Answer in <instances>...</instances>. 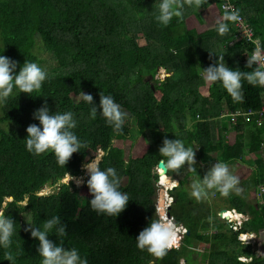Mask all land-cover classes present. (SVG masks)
I'll return each mask as SVG.
<instances>
[{"label": "trees", "instance_id": "1", "mask_svg": "<svg viewBox=\"0 0 264 264\" xmlns=\"http://www.w3.org/2000/svg\"><path fill=\"white\" fill-rule=\"evenodd\" d=\"M231 1L252 26L255 40L264 44V0ZM154 3L0 0V52L18 62L17 72L28 60L49 73L38 93L13 95L0 106V209L16 223L12 245L0 248V264H40L39 241L25 229L29 224L42 228L56 215L66 235L59 238L50 232L48 238L77 248L88 264H180L181 260L198 264V254L206 264H264V237L257 234L264 230V196L257 206L231 197L225 209L249 217L236 232L209 202L219 192H209L201 201L190 194L191 184L217 158L232 162L243 157V150L253 153L262 148L264 125L257 124L256 115L244 114L261 109L264 89L242 82L244 99L234 103L219 82L206 83L200 75L202 68L218 60L212 52L223 54L230 68L250 71L242 56L252 52L254 44L235 39V21L229 22L225 35L217 34L216 23L224 13L221 0H202L199 9L186 7L183 16L167 27L155 21ZM205 11L214 18L210 22L203 17ZM159 69L165 74L156 79ZM83 93L91 94L97 106L100 94L111 95L128 115L122 129L117 132L107 125L99 108L92 118ZM45 104L52 112L71 111L77 121L74 132L83 146L65 166H59L51 152L37 156L25 147L26 128L39 124L33 113ZM237 111L240 115L233 121L230 115ZM133 121V131L147 146L140 157H129L115 144L126 139L128 123ZM229 131L237 134L233 145L226 139ZM166 137L193 146L195 160H200L193 165L195 171H189L187 164L167 171V177L179 179L169 213L188 233L178 248L157 258L138 249L136 238L151 220L160 219L156 169ZM101 153L100 167L115 168L120 190L129 196L126 208L115 217L91 209L88 175L77 182L85 172L82 166ZM256 164L255 190L264 184V162ZM160 174L165 187L175 186L164 170ZM47 187L53 191L41 194ZM251 231L257 234L254 245L241 242V234ZM201 244L206 246L199 252ZM241 257L250 261H240Z\"/></svg>", "mask_w": 264, "mask_h": 264}, {"label": "clouds", "instance_id": "2", "mask_svg": "<svg viewBox=\"0 0 264 264\" xmlns=\"http://www.w3.org/2000/svg\"><path fill=\"white\" fill-rule=\"evenodd\" d=\"M201 5L202 0H183V2L181 0H155L152 11L158 25L167 27L174 18L179 19L183 16L186 7L199 9ZM238 20L237 11L225 8L223 19L216 23L217 34L225 35L230 30L229 22ZM2 53L0 52V106L5 105L13 95L25 93L32 96V93H38L43 83L49 78V73L37 63L28 60L17 72L18 62ZM212 53L218 55V60L214 64L202 68L200 75L206 83L219 82L234 103L242 102L244 99L242 82L264 89V44L260 41L255 42V47L248 55L246 68L250 71H241L238 68L234 70L226 64L223 54ZM83 100L91 106L90 115L92 118L96 117L99 108V114L114 131L119 132L128 119L127 113L122 111L121 106L114 101L111 95L100 94L98 106L94 103L91 94L83 93ZM33 118L39 121V124L33 123L27 126V136L24 139L26 150L37 156L51 152L55 156L57 164L65 166L72 154L80 151L83 146L82 141L74 132L77 121L74 119L73 113L71 111L52 112L45 104L33 113ZM159 153L161 156L159 166L162 169L181 170L187 164L189 171H195L193 167L195 164L194 148L190 145L186 146L181 139L177 137L175 139L164 138ZM101 156H95L82 166L88 173L85 183L92 196L88 203L97 215L115 217L126 208L129 196L120 190L121 180L116 169L100 167ZM156 172L159 178L156 185L159 190L161 170L157 167ZM167 178L170 182L175 183V186L165 187L162 183L161 187L172 194L179 184V179ZM238 185L239 178L230 170L229 165L218 161L202 178L200 177L191 184L190 194L197 201L207 199L209 192H219L222 196H228L230 192L239 194L241 188ZM168 198H171V202L168 200L167 203ZM172 203V196L165 197L164 213H161L163 208L161 210L158 204L160 219L151 220L148 226L140 231L136 238L138 249L146 250L151 255L160 258L166 254L167 250L173 247L178 248L181 237L188 233V230L184 225L176 224L170 215L169 209ZM224 211L226 209L219 212ZM243 216L246 217L244 214ZM219 218L222 220L220 216ZM234 219L242 220L243 218ZM246 221L244 220V223ZM15 225L11 216L5 215L4 210L0 209V248L8 249L12 245L13 237L16 235ZM243 225L238 230L230 229L240 232ZM182 228L186 229L185 233L182 232ZM25 230L30 231L31 237L39 241L37 251L41 257L40 264H88L87 257L82 256L77 248H65L63 243L56 244L48 238L50 232L55 233L59 238L66 235L65 227L61 224L59 216H52L45 220L42 228L29 224ZM249 239L248 234L240 236V241L243 243L250 242ZM182 262L186 264L184 260H181L180 264Z\"/></svg>", "mask_w": 264, "mask_h": 264}, {"label": "crops", "instance_id": "3", "mask_svg": "<svg viewBox=\"0 0 264 264\" xmlns=\"http://www.w3.org/2000/svg\"><path fill=\"white\" fill-rule=\"evenodd\" d=\"M161 70L165 71L164 69H161ZM164 74H165V72H164ZM162 75H163V73H162ZM221 117L228 120V118H226L225 114H222ZM230 117L232 118L231 115H230ZM234 119H235V117H233L232 120L234 121ZM226 122H228V121H226ZM260 126H262V125H260ZM228 129H230L229 125H228ZM236 136H237V134L235 132L229 131L227 133V136H226V139L228 140V144L233 145L235 142ZM242 153H243V157H240L239 159L233 160L232 162L222 161V162L227 163L230 167V170H232L233 173L236 176H238V178H239V185L238 186L241 188V192L239 194H236L234 192H230L229 193L230 194L229 200H231V197H242L246 201H248V203H251L252 205L257 206L262 198L257 199L256 190L253 187L252 181H253V177L256 175L255 172L258 168V164H256V163L259 162V160L264 162V148H261L260 151H256L253 153L248 152L247 150H243ZM218 159L219 158H217L212 164H210L209 167L211 168L215 163H217L219 161ZM219 194L213 195V196L216 199L217 198L220 199L222 195H219ZM222 206H225V205L223 204ZM218 211H220V209H218ZM245 216L247 217V219H249L248 215L245 214ZM257 234L259 236H261L263 239L264 230L262 229L260 234L259 233H257ZM257 234H256V232L254 233L253 231H251V233H248V236H250V239H249L250 244L254 245L256 238H257ZM249 261H250V259L247 262H249Z\"/></svg>", "mask_w": 264, "mask_h": 264}, {"label": "built area", "instance_id": "4", "mask_svg": "<svg viewBox=\"0 0 264 264\" xmlns=\"http://www.w3.org/2000/svg\"><path fill=\"white\" fill-rule=\"evenodd\" d=\"M222 1V9L224 10L225 8H229V10H234L235 11V5L232 3L231 0H221ZM235 28H236V33L234 35L235 39L238 40H245L246 42L254 44L255 47V42L259 40H255L254 38V31L252 26L246 22L241 16H239V20L235 21ZM251 52H246L243 55V60L247 61L248 55H250ZM240 115V112L237 111L235 113H232L231 116L232 118ZM246 117L256 115L257 116V124L264 125V101L261 109L257 112L254 111H248L247 113L244 114ZM262 148H264V142L261 145ZM256 195L261 198L264 196V184L260 185L258 189L256 190ZM171 200V198H170ZM170 204V203H169ZM168 204V205H169ZM167 205V206H168ZM218 216L222 218V220H225L228 224L230 225V228L234 230H238L241 228V226L244 223V220H247L246 217L243 216V214L239 213L237 210H226L224 212H219ZM242 217V220H235L234 218H239ZM171 221V220H170ZM182 232L185 233L186 229L182 228ZM241 261H248L249 259L246 258H241ZM184 262H182L183 264Z\"/></svg>", "mask_w": 264, "mask_h": 264}, {"label": "rangeland", "instance_id": "5", "mask_svg": "<svg viewBox=\"0 0 264 264\" xmlns=\"http://www.w3.org/2000/svg\"><path fill=\"white\" fill-rule=\"evenodd\" d=\"M203 17L208 22H210L212 19H214L212 17V15H210V13L208 11H205V13L203 14ZM164 72L165 71H162L161 69H159V71H158L159 74L156 75V79H158V78L160 79L161 78L160 76L162 75V73L164 74ZM262 98L264 100V95H262ZM128 126H129V129H130V133H128L126 139L125 140H122V141H116L115 144L117 146L123 147L125 153H127V155L129 157H140L143 154V152L146 150V148H147L146 143H145V141L142 139V137L139 134H137L136 132L133 131L135 129L134 128V121L132 122L131 125H130V123H128ZM101 154L99 156H101ZM199 160L198 161L195 160V163L198 164ZM195 167H196V165H195ZM86 175H88V173L85 171L84 172V175L81 176V177H79V179H77V182L80 183L81 182V179H83ZM64 182H67V179L64 180ZM125 182H126V180L123 179V184ZM52 191H53V187H47V188H44V190L41 192V194L51 193ZM229 195L228 196H221L220 199H218V198L216 199L214 196L212 197V199L209 197V202H210V204L212 206L215 205L216 208L217 209H220V210L225 209V208H229L230 207V201H231V200H229L230 199V196ZM257 199H260V198L257 196ZM169 200H170V198H169ZM158 202H159V197H158V194H157V202H156V212H157V214L159 212L158 211V208H160L158 206ZM223 204L225 206H222ZM216 208L213 209V212L216 211ZM217 215H218V213H217ZM158 216H159V214H158ZM247 243H250V242H247ZM205 246L206 245L201 244L199 246V248H200L199 251L202 252ZM200 255L201 254H198V256L195 257V260H197V258H198V260H199L198 261V264H206V262L205 263L204 262H201Z\"/></svg>", "mask_w": 264, "mask_h": 264}, {"label": "water", "instance_id": "6", "mask_svg": "<svg viewBox=\"0 0 264 264\" xmlns=\"http://www.w3.org/2000/svg\"><path fill=\"white\" fill-rule=\"evenodd\" d=\"M158 169H159V170H164V175H165V176L167 175V171H168V169H166V168H165V169H162V168L159 166V164H158ZM160 176H161V174H160ZM161 185H162V182H160V183L158 184V186H159V190H158L159 202H158V204H159V206L161 207V210H162V208H163V210H162L161 213H164V207H165V195L167 194V195H169V196H172V194H171L170 192H166L165 189L161 187ZM162 197H163L164 199H162ZM163 200H164V203H163ZM169 207H170V206H169ZM168 216H169V213H168Z\"/></svg>", "mask_w": 264, "mask_h": 264}, {"label": "bare ground", "instance_id": "7", "mask_svg": "<svg viewBox=\"0 0 264 264\" xmlns=\"http://www.w3.org/2000/svg\"><path fill=\"white\" fill-rule=\"evenodd\" d=\"M165 197H168V195L166 194ZM162 199H164V198L162 197ZM168 200H169V198L167 199V203H168ZM170 202H171V200H170ZM163 203H164V200H163Z\"/></svg>", "mask_w": 264, "mask_h": 264}]
</instances>
